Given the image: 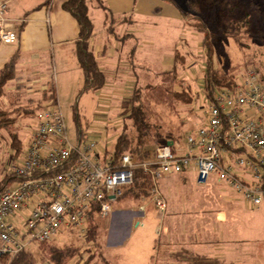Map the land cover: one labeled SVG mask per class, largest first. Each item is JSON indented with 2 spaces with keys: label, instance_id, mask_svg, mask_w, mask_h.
I'll list each match as a JSON object with an SVG mask.
<instances>
[{
  "label": "rangeland",
  "instance_id": "rangeland-1",
  "mask_svg": "<svg viewBox=\"0 0 264 264\" xmlns=\"http://www.w3.org/2000/svg\"><path fill=\"white\" fill-rule=\"evenodd\" d=\"M5 1L10 13L6 21L9 23L13 16H19L17 11L22 4L20 0ZM194 2L197 6L195 9L192 3L191 14L186 8V3L182 7L177 6L181 12L188 14L189 26L185 27V33L182 30L179 32L176 26L172 28L156 17L144 19L140 26L134 28L135 31L141 32L137 40L132 41L136 44V50L129 53L125 50L126 54L120 60V66L122 64L125 68L131 65V70L136 66L135 72L131 75L130 71L124 69L125 74L117 75L120 79L111 82V87L106 85L96 92L83 91L84 77H80L78 71L67 70L60 53L57 50L56 54L53 53L54 49L45 54L40 62L33 63L38 68L34 70L32 76L27 75V79H23L22 82L10 84L1 106L10 113L8 115L14 121L22 140V149L17 154V150L11 146L10 136L3 132L5 138L0 145V183L6 176L11 175L14 168L24 159L36 125L35 115L41 106L47 105L51 109L60 103L68 129L66 133L72 143H78L81 137L79 132L82 131L85 137L97 141L102 148H107L114 144L113 138L116 139L118 136L115 129L121 126L124 116L128 114L130 92L137 83L142 87H150L147 88L143 105L150 121L156 126L155 130L162 133V138L169 133L181 139L179 141L184 140L191 129L193 131L200 126L203 115V94L200 89L208 54L204 52L206 48L203 41L204 33L201 34L202 32L198 30L199 26L205 29L208 35L206 41L213 49L211 55L214 57V64L222 73H234L237 78L246 69H255L264 78V0H194ZM167 26L169 27L166 28ZM96 28L98 29V26ZM176 49H179L182 55V58L177 57L179 61L176 64L177 75L156 72L159 71L157 67L160 64L164 70L174 69L173 52ZM181 59L185 62L182 63ZM37 80L40 82L35 83ZM46 87L54 88L53 97L48 103L44 102V97L42 99ZM183 92L191 95L193 100L185 101L186 95L180 94ZM122 93L124 96H119ZM199 96L202 97L197 102L196 98ZM25 109L32 110L33 114L25 113ZM128 125L130 128L132 123L128 122ZM159 142L158 140L152 142L150 149L154 150ZM13 186L15 183L11 182L8 187ZM192 192L196 195V203L192 211H187V216L193 214L194 217L214 216L216 204L221 207L223 197L233 195L226 186L214 180L209 186L204 187L193 182ZM210 202L211 205H207ZM140 205L146 206V213L141 212L139 204L134 202L116 208L108 220L101 222L98 232L92 235L95 237L93 241H89L87 236L78 237L76 232H63L44 246L31 245L28 251L32 253L37 264H56L54 252L66 251L69 248L80 249L76 255L79 254L70 260L64 257L62 264H130L128 258L132 254L129 250L138 251L140 246L145 247L147 239L152 237V234L146 231L135 229L134 223L138 220L143 222L144 219L161 217L154 210L150 199ZM123 215L130 216V219L119 225L118 230L117 223L122 220L119 218ZM131 228L137 233L134 237L131 236L130 242L126 244L127 249H120L116 254V250L112 249L115 243L113 238L119 234L123 238H129L127 236L132 235ZM65 255L67 256L66 253ZM11 260L0 257V264H9Z\"/></svg>",
  "mask_w": 264,
  "mask_h": 264
},
{
  "label": "built area",
  "instance_id": "built-area-1",
  "mask_svg": "<svg viewBox=\"0 0 264 264\" xmlns=\"http://www.w3.org/2000/svg\"><path fill=\"white\" fill-rule=\"evenodd\" d=\"M8 6L0 0V44L15 45L17 31L6 25ZM202 122L184 140L157 144L151 159L130 154L115 163L106 148L81 134L70 141L60 103L38 109L24 159L13 182L0 194V257L13 259L33 244L63 232L86 237L90 217L108 220L114 203L133 187L141 170L152 181L150 203L163 218L167 201L160 181L194 171L197 184L212 180L264 207V81L255 69L238 75L202 108ZM148 203V202H147ZM146 213V206H139ZM146 215V214H145ZM164 215V216H163ZM163 216V217H162ZM142 223V221H140Z\"/></svg>",
  "mask_w": 264,
  "mask_h": 264
},
{
  "label": "crops",
  "instance_id": "crops-1",
  "mask_svg": "<svg viewBox=\"0 0 264 264\" xmlns=\"http://www.w3.org/2000/svg\"><path fill=\"white\" fill-rule=\"evenodd\" d=\"M66 1L20 0L24 8L20 5L17 11L19 16H13L11 21L6 23L10 29L17 31L19 40L15 45L0 44V71L9 59L18 55L16 72L19 79L16 82H22L23 79H27V75L32 76L34 70L38 68L33 63L40 62L45 54L54 49L53 53L56 54V50L60 53L67 70L78 71L79 76L84 77L76 57L80 28L76 19L61 7ZM102 1L117 18L114 24L116 34L111 35L107 32L105 11L98 7L95 0H87L90 18L94 23L93 37L89 44L100 69L107 77L106 85L109 87L115 79H120L117 75L125 74L126 70L130 71L131 75L134 74L135 68L131 70V65L125 68L122 64L120 66V60L125 57V50L127 53L136 50V44L132 41L137 40L141 32L135 31L134 28L140 26L144 19L160 18L167 25L172 28L176 26L179 32L182 30L185 33V20L177 7L184 6L185 0ZM14 22L15 24H11ZM124 35L131 36L120 40ZM174 55L175 50L173 57ZM157 68L158 73L167 71L162 69L161 64ZM39 82L40 80H37L35 83ZM9 86L10 84L6 91H9ZM184 176L191 186L193 182L197 184L194 171H188ZM160 182H164L163 193H167L173 200L172 205L175 206L176 213L183 215L149 218L144 219L142 223L136 221L133 227L152 234V237L147 239L145 247L140 246L138 251L129 250L132 254L128 258L130 264H264V207L253 208L240 195L229 189L234 196L223 197L221 207L216 204L218 209H214V216L194 217L193 214L186 216L185 209L192 211L193 202L184 204L183 201L178 202V199L189 191L186 190L187 186H182L175 175L167 176ZM125 217L127 215L119 218L122 220L117 223L118 230L119 225L130 219V216L127 219H124ZM119 219L117 218L116 222ZM134 231L131 228L132 235L127 236L128 240L120 234L113 238L115 243L112 249L116 250V254L120 249H127L126 244L130 242L131 236L134 237L137 233Z\"/></svg>",
  "mask_w": 264,
  "mask_h": 264
},
{
  "label": "trees",
  "instance_id": "trees-1",
  "mask_svg": "<svg viewBox=\"0 0 264 264\" xmlns=\"http://www.w3.org/2000/svg\"><path fill=\"white\" fill-rule=\"evenodd\" d=\"M97 2V5L99 8L103 9L106 13V24H107V32L108 34L115 35V27L114 24L117 21V18L114 17L112 12L104 5V2L102 0H95ZM186 2V8L191 14L193 12L192 9V3L193 7H195L197 4L194 2V0H185ZM223 2V7H225ZM219 4V3H218ZM87 0H67L63 6V9L66 12H69L74 19H76L79 28H80V33H79V41H77V56L79 64L81 66V69L84 74V89L83 91L89 92V91H99L103 89L106 84H107V77L104 75L103 71L100 69L99 62L94 54L93 51L90 49V40L93 37V30H94V23L92 19L90 18V7L88 6ZM222 7V8H223ZM183 14V19L185 20V25L186 27L189 26L188 24V14L182 12ZM196 17V16H195ZM194 17V18H195ZM199 28V29H198ZM197 29L201 31L204 35V44H205V51L208 54V59L206 66L204 67V73H203V79H202V84H201V89L202 90V96H199L196 98L197 102L200 100V98H203V104H207L208 101H211L217 91L221 90V88L224 87H231L235 80L236 76L234 73H229L225 74L222 73L214 64V57L211 55V52L213 49L208 45V42L206 41L208 38L207 33L205 32V29H202L201 26H199ZM131 35H124L120 40H123L124 38L127 39ZM179 49L175 50V55H174V69L172 70H167L164 73H170L173 74L174 76L177 75L178 71L176 70L177 68V63L179 62L177 60V57L182 58V55L179 53ZM182 63L185 62L184 59H181ZM17 63H18V55H15L9 59V61L4 65V67L0 71V145L1 142L4 140L3 138V132H7L8 136H10L11 139V146L17 150V154L20 152L22 149V140L20 138V134L18 130L14 126V121L10 118L8 114H10L8 111L2 108L1 104L4 101V97H6L8 94L6 91V88L9 84H12V82H16L18 78L17 74ZM135 68V66H134ZM262 77V75H261ZM263 81L264 78L262 77ZM147 88L150 87H142L139 83L135 84L132 87L131 90V100L128 102L129 104L127 105L128 108V114L124 116L123 122L121 126L117 129H115L116 132H118V136L116 139L113 138L114 144L109 145L106 148V154H111V157L115 163H117L125 154H130V156L133 157L135 161H145L148 159H151L154 150L150 149V146L152 145V142L158 140L160 141L158 144H166L169 142H174L176 143L177 141L181 140L178 138H175L173 135L166 133L163 135V138L161 134L159 133V130H155L156 126L152 124V122L149 119V115L147 114L146 108H144L143 101L146 95ZM54 88L49 87L43 92L42 99L44 97V102L48 103L50 101V98H52ZM181 95H186L185 96V101L190 102L193 100L191 95L187 93H180ZM2 102V103H1ZM44 103V104H45ZM40 106L42 105L39 103ZM47 106V105H46ZM45 106H41L40 108H43ZM39 108V109H40ZM25 113L27 114H33L32 110L25 109ZM128 122L132 123V126L128 128ZM82 134V131L79 132ZM174 176V175H173ZM176 180L180 181L182 186L186 187L187 191L183 196H179L181 201L185 204L186 202H193V205L196 203L195 198L196 195L193 193V186L189 184L188 179L184 176V174L180 175H175ZM175 179V178H174ZM172 179V180H174ZM13 174L6 176L2 182L0 183V194L4 193V190L7 188L5 187L6 185L9 186L11 182H13ZM150 177L146 176L143 174L141 170H136L135 172V179H134V185L133 187L127 189L124 191L122 196L114 203V208L120 207H125L126 204H131V202H134L136 204H139V206H142L140 204L144 203V201H148L150 199V193L149 191L151 190L152 186V181H150ZM162 182H160L161 185ZM163 185H161L162 191H164ZM160 187V186H159ZM166 192V191H165ZM162 193V192H161ZM166 201H167V212L166 216H182V213H176L177 210L175 211V206L172 205V199H170L169 195L167 193H163ZM199 196H197L198 198ZM200 198V197H199ZM212 202L207 203V205H211ZM208 207L206 206V209ZM190 209H185L186 216L187 211ZM205 213V212H204ZM204 216V214H203ZM201 217V216H200ZM102 221L96 219L95 216L90 217V224H89V230H88V235L86 238L89 239V241H93L95 238L94 235L95 233L98 232L99 225L101 224ZM42 243L39 245L47 244ZM77 250H70L67 249L66 251H58L54 252V256L57 258V263L56 264H62L64 260V257H68L69 260L72 259L73 257L77 256L76 253ZM67 254V256L65 255ZM3 258V257H1ZM34 256L32 253H30L28 250H24L21 253H19L16 257H14L9 264H37L34 262Z\"/></svg>",
  "mask_w": 264,
  "mask_h": 264
},
{
  "label": "water",
  "instance_id": "water-1",
  "mask_svg": "<svg viewBox=\"0 0 264 264\" xmlns=\"http://www.w3.org/2000/svg\"><path fill=\"white\" fill-rule=\"evenodd\" d=\"M168 144H171V142H169Z\"/></svg>",
  "mask_w": 264,
  "mask_h": 264
}]
</instances>
